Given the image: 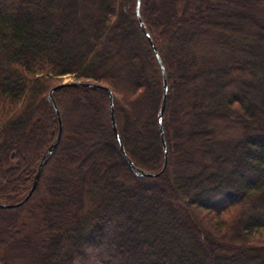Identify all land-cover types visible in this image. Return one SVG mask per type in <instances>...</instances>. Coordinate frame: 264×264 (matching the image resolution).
<instances>
[{
	"label": "trees",
	"instance_id": "obj_1",
	"mask_svg": "<svg viewBox=\"0 0 264 264\" xmlns=\"http://www.w3.org/2000/svg\"><path fill=\"white\" fill-rule=\"evenodd\" d=\"M210 4L218 12H206ZM91 5L96 16L84 20ZM135 5L0 0L1 203L18 202L31 187L57 133L47 94L65 74L110 89L126 155L136 169L158 172L162 78L145 32L168 81L167 165L155 177L135 175L125 160L105 89L54 93L60 141L28 200L0 208V264L31 247L30 264H264V40L256 35L264 33V0H141L143 27ZM126 38L130 50L120 47ZM73 102L84 113L99 108L102 121L73 113ZM187 113L208 127L189 131ZM70 132L85 151L57 169ZM29 216L32 241L21 236Z\"/></svg>",
	"mask_w": 264,
	"mask_h": 264
},
{
	"label": "rangeland",
	"instance_id": "obj_2",
	"mask_svg": "<svg viewBox=\"0 0 264 264\" xmlns=\"http://www.w3.org/2000/svg\"><path fill=\"white\" fill-rule=\"evenodd\" d=\"M216 1H221V0H216ZM230 8L231 7L229 5L228 7L225 8V11H223V13L221 11L222 16L226 17L230 13ZM83 11L85 13V16L83 17L84 20H86V18H89L91 20V19H94V17L96 16V13L94 12V9H93V5H91L88 10H86V9L83 8ZM214 11L215 12H218V10L216 8H214L210 4L209 7H208V10H206V12L212 13ZM83 27H84V25H83ZM256 35L259 36V38H262L264 40V33L262 31H257ZM126 40L120 42V47H122V48L125 47L127 50L132 49L130 47V45L133 46L134 43H131L132 41L130 43H128V39L127 38H126ZM60 80L63 81V82H65V81H75V80H78V79L75 78L72 75L65 74V75H63L60 78ZM192 84L194 86L195 83L193 82ZM199 87L202 89L203 88V84L202 83H199ZM200 88H195V89L190 90L189 94L186 96V100H188V101L190 100L191 101L194 98V95L196 94V92L199 91ZM250 96H251L250 95V92L247 91V90L246 91L243 90V91L240 92V97L242 99H244L246 103L252 104L251 103ZM145 106L146 105H144V108L142 109V111H143V113L145 115H147L148 110H146L147 107L145 109ZM71 108H72L73 113H75L77 115H83V114H85L88 118L94 120L95 123H98V122H101L102 121V113H101V110L99 108H95V107L94 108H92V107L90 108L89 107V108L86 109V111H85L86 113H84V112L80 111L77 102H73V105H72ZM193 115L195 116L194 113H187L186 114V118L183 120V121H185V126H186V128L189 131H191V132L192 131H198V130H202V129H205V128L208 127L207 120L204 121V119L194 118ZM67 117L70 118L69 111H68ZM145 119H147V118H145ZM76 128H77V126L76 127L73 126L72 127V132L75 131ZM67 135H68L67 136L68 139L66 140V145H68V146L66 147V151H65L64 155H62V156H58L57 155L56 158H55V162L57 164V169H60L61 168L60 166H63L64 165L63 164L64 163L63 162L64 157H68L71 154V155L75 156V158L78 161H80L81 155L85 151V148H84V146L82 144L81 145L74 144L73 136H72V133L71 132L68 133ZM91 135H92V137L95 138L96 137V132H93ZM219 153H221V151ZM56 175H58V173H56ZM47 176L48 177H51L52 174L48 173ZM0 181H3V178H0ZM34 221H35L34 220V217L29 216V217H26L25 218V220H24V227H22V231H21V236L23 237V239L24 238H27V237L30 240L33 239L32 238V236H33L32 235V230L34 229V227H32V226H34V224H35ZM199 222H201V221H199ZM199 222L197 221V224H199ZM35 236L36 235H34L33 237H35ZM35 239H37V237ZM99 241H101V239ZM90 244H91L90 247L93 248V245H92L93 243H90ZM30 251L33 254L34 250L32 249V247H31V250ZM30 251L29 250H26V251H16V252L11 253V254H13V256H11V258L8 257V263L9 264H30V258H31Z\"/></svg>",
	"mask_w": 264,
	"mask_h": 264
},
{
	"label": "water",
	"instance_id": "obj_3",
	"mask_svg": "<svg viewBox=\"0 0 264 264\" xmlns=\"http://www.w3.org/2000/svg\"><path fill=\"white\" fill-rule=\"evenodd\" d=\"M140 6H141V0H136V5H135L136 18H137L139 26L143 27V20H142L141 14H140ZM145 36H146V38H147V40H148V42H149V44H150V46L154 52L155 58L157 60L158 66L160 68L161 78H162V96H161L158 115H157V121H158V126H159V131H160V140H161V145H162V149H163V156H164L163 165H162L161 169L158 172H148V171L136 169L133 166L132 162L130 161V159L128 158V156L126 155V153L124 151V148L122 145V140H121V138L118 134L117 128H116L113 102H112V93L108 87L100 86L97 83H88L87 81L84 82L81 80L65 81V82L61 81V82L55 84L52 88H50V90L48 91V94H47V98L51 102V104L55 110V114H56V118H57V122H58L57 133L55 135V138L51 142V144L48 146V148L45 150L44 154L42 155V158L40 159V162L36 168V172L34 174L31 187L28 190V192L26 193V195L21 200H19L18 202H15V203L5 204V203L0 202V208H11V207H16V206L23 204L25 201L28 200V198L31 196L33 190L35 189L37 179H38V176L40 173V169H41L42 165L44 164L45 158L47 156H49L54 151V149L57 147V145L60 141L63 125H62L60 113H59L57 105L54 101V93L66 85L92 86V87H96V88H103L107 91L108 96H109V115H110L112 130H113L114 136L116 137L117 143L120 147V150H121L125 160L128 162L131 170H133L135 175L155 177V176L160 175L165 170L166 165H167V146H166V142H165V138H164V134H163V114H164V110L166 107V101H167V95H168L167 74L165 71V67L162 63V60L160 58V55H159V53L156 49V46L153 43L151 37L149 36V34L147 32H145Z\"/></svg>",
	"mask_w": 264,
	"mask_h": 264
}]
</instances>
